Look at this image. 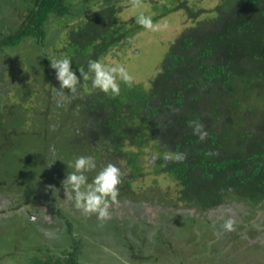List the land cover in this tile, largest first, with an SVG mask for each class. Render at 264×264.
<instances>
[{
    "label": "trees",
    "instance_id": "16d2710c",
    "mask_svg": "<svg viewBox=\"0 0 264 264\" xmlns=\"http://www.w3.org/2000/svg\"><path fill=\"white\" fill-rule=\"evenodd\" d=\"M87 2L0 0V154L14 162L10 155L22 151L19 141L28 135L20 131L25 112L42 117L44 139L48 138L47 129L57 127L48 124V118L59 115L60 119L53 121L59 123L58 129L67 123L75 133L69 146L88 148L97 163L112 157L121 162L125 170L120 185L123 197L130 192L133 180L143 176L141 157L148 148L155 155L151 159L153 173L168 175L177 185L171 198L176 206L210 209L230 200L252 206L263 203L264 0H220L208 11L212 15L202 20L185 1L175 0L172 8L181 2L177 8L184 9L195 24L171 43L147 85L134 82L129 88L121 83L120 95L114 96L94 89L91 79H81L78 98L73 99L66 89L61 98L56 93L59 82L51 60L67 55L74 70L87 71L89 59L102 60L121 40L142 29L136 23L137 15L131 25L117 17L118 0L94 1V5L102 2V7L94 10ZM158 18L153 17L154 21ZM36 48L45 83L35 94L30 88L19 89L26 83L23 74L14 76L18 65L27 61L25 50ZM33 96L36 102L30 103ZM75 118L81 123L72 126L70 120ZM190 121L204 125L207 137L203 141L193 134ZM176 153H186L187 158L178 162ZM47 160L44 156L42 161L26 159L8 168L10 173L5 175L14 176L16 182L18 176H30L33 168L39 170V164L41 176L48 178L57 172L52 170L56 163L50 159L48 168ZM55 211L63 218L60 208ZM91 216L95 218L85 215V219L93 221L94 232L66 218L57 238L43 234L38 217L25 221L18 216L4 217L0 242L15 243L22 249L19 258L25 264H82L85 245L95 249L98 242L103 244L98 235L105 231L118 242L116 246L125 245L137 257L157 240H152L145 227L135 229L131 221L124 225L115 221L106 228L95 214ZM14 220L16 227H9ZM178 221V225L171 224L177 228L173 232L181 234L184 229ZM189 221L195 222L188 216L184 223ZM74 228L83 234L72 236ZM90 236L98 242H92ZM53 240L70 242V247L52 252L48 244ZM5 244L0 243V258L15 248L5 250ZM29 251L31 254L26 253Z\"/></svg>",
    "mask_w": 264,
    "mask_h": 264
},
{
    "label": "rangeland",
    "instance_id": "374dc122",
    "mask_svg": "<svg viewBox=\"0 0 264 264\" xmlns=\"http://www.w3.org/2000/svg\"><path fill=\"white\" fill-rule=\"evenodd\" d=\"M94 1L98 0H88L87 2V5L94 7L92 10L99 6L102 7V2L94 5ZM174 1L143 0L144 6L133 10L130 6V0H118L116 7L119 10L116 15L128 25L133 23L132 17L143 12L146 15L159 16L156 21L166 20L169 27L160 32H151L142 28L135 32L132 37L121 40L119 44L110 49L101 61L105 64H123L133 76L134 82H142L147 85L149 80L156 76L171 43L185 28L195 24V20L189 18L184 9L177 8L181 2H177L176 9L172 8ZM181 1H185L186 5L191 7L193 11H198L197 19L201 20L211 16L212 13L208 11L220 2V0ZM164 12L165 14H162ZM25 52L28 53L27 61L18 65L14 77L17 78L23 74L26 83L24 82V85L19 89L23 91L30 88L36 94L39 92L37 89L42 88L45 83L43 65H40L39 61L40 51L36 48L29 51L25 50ZM34 99V96L29 98V102H36ZM23 118L20 131L23 130L28 135H26L27 139H20L19 141L22 151L10 155V157H15L14 162L7 161L8 156L6 157L5 153L0 154V224L4 217L18 216L23 220H35L38 217L40 229L42 228L43 234L48 238H57L60 235L66 218L87 231L95 230V227L92 226L93 221L85 219V214L75 208L74 200L67 198L62 186V181L66 175L74 171L70 165L81 155L91 156L89 149L85 147L74 148L68 145V141L73 139L75 133L68 128L67 123L58 129L59 123L56 122L55 124L53 121L59 120V115L55 119L53 115L48 118L47 123L57 127L54 131L50 128L47 129V139L42 137L45 123L42 122V117L39 114H34L32 111L25 112ZM80 121L75 118L71 119L70 123L74 126L79 125ZM43 156L49 158L46 162L48 168H50V159L56 163L52 170L57 173L52 175L53 172L48 170L47 173L52 176L47 174L49 177L45 178V176H41V166L38 164L40 169L34 170L33 168L31 177L18 176L16 182L14 176L5 175L10 173L8 168L18 166L19 162L22 163L24 160L32 158L42 161ZM154 156L150 149H144V155L141 157L144 168L143 176L133 180L130 192L124 194V197L120 191L119 202L111 205L109 209L110 219L102 220L104 224L102 227H111L115 221L121 225L131 221V225H134L135 229L139 230L145 227L149 230L147 232L152 240L156 238L157 240L137 257L133 256V250L126 248L125 245L116 246L118 242L110 238L107 231L103 234H99L98 231V237H100L98 239L101 240L102 238L104 243L102 244L90 236V240L98 242V246L92 249L89 245L88 247L85 245L81 255L82 264H131L132 262L136 264L139 261L143 264H264V202L252 206L242 201L230 200L210 209L198 207H189L188 209L181 203H177L176 206L171 202V198L175 197L177 185L168 175L153 173L151 159ZM109 161L120 167L123 172L125 171L120 164L121 162L115 157L102 159L100 162H96V169L85 173L89 183ZM15 174L17 175V173ZM53 183L59 185H53ZM121 185H123V180ZM55 207L60 208L63 218L58 217ZM188 216L193 218L195 222L184 223L188 220ZM229 218L234 221L235 231L228 232L222 229V225ZM178 219L182 221V228L184 229L181 234L176 231L173 232L174 225H178ZM14 222L9 227L15 225V228L17 220ZM160 229H163V232H158ZM171 232H173L172 235ZM78 234H83V232L76 231L74 228L72 236ZM90 240L88 239L89 243ZM3 242L7 244L3 246L5 250L15 248L8 250L9 255L0 258V264L26 263L22 257L19 258L22 249H19L15 243H11L12 245L8 244V241L0 243ZM59 242L63 243L64 241L59 240ZM59 242H49L48 246L52 252L58 253L62 250V246L70 247V242H64L61 245ZM134 244L137 245L136 242ZM26 253L31 254V251Z\"/></svg>",
    "mask_w": 264,
    "mask_h": 264
},
{
    "label": "clouds",
    "instance_id": "9594fccd",
    "mask_svg": "<svg viewBox=\"0 0 264 264\" xmlns=\"http://www.w3.org/2000/svg\"><path fill=\"white\" fill-rule=\"evenodd\" d=\"M133 10L142 8L143 0H130ZM154 14L146 15L140 12L136 16V23L142 28L151 32H160L168 29L166 20L154 21ZM50 67L55 71V78L59 82V87L55 88L59 97L64 96L67 90L72 98L79 97V85L81 79L88 81L91 79L92 87L104 93H112L119 96L121 83L131 88L134 78L123 64H105L99 59L88 60V70H74L72 59L65 55L50 61ZM91 74V75H90ZM189 126L193 128V134L198 135L200 140L207 137L204 125L196 121H190ZM175 158L178 162L184 161L186 153H176ZM71 167L74 171L68 173L62 181L65 195L68 199L74 200L75 208L82 211L87 216L95 214L100 220L110 219L109 209L111 205L119 202V186L122 183L124 172L113 163H108L103 167L89 183L88 176L85 174L96 169V161L93 156L81 155L77 157ZM51 187V186H49ZM70 188V190H69ZM224 231H235L234 221L229 218L222 225Z\"/></svg>",
    "mask_w": 264,
    "mask_h": 264
}]
</instances>
